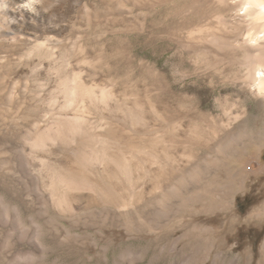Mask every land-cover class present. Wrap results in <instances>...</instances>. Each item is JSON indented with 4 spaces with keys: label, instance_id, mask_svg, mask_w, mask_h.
Returning <instances> with one entry per match:
<instances>
[{
    "label": "rangeland",
    "instance_id": "1",
    "mask_svg": "<svg viewBox=\"0 0 264 264\" xmlns=\"http://www.w3.org/2000/svg\"><path fill=\"white\" fill-rule=\"evenodd\" d=\"M20 3L25 4L0 0V93H4L0 105L10 100L9 91L17 82L13 104L18 100L30 104L35 96L39 102L31 104L42 108L51 92V85L43 80L48 64L60 63L66 52L70 67L84 54L100 55L104 70L110 69L108 74L118 80L120 91L127 88L138 90L142 97L145 94L141 98L150 111L154 198L143 214L156 219L167 215L160 216L162 224L156 229L140 225L142 213L123 216L116 223L117 232L105 230L106 236L98 234L99 226L86 232L81 225L63 222V227L60 221L52 230L42 215L36 221L46 230L43 239H64L67 228L69 238L77 234L79 240L88 241L102 242L115 233L120 242H135L136 249L161 235L186 239L194 226L200 227L203 240L208 237L206 228L212 227L214 254L237 256L242 264H264V100L240 88L239 78L246 70L239 63L242 51L236 45L244 41L247 31L245 18L238 12L240 1L50 0L44 6L43 0H30L27 12L18 11ZM43 37L52 38L44 49L50 56H30L31 46ZM214 38L230 47L217 46ZM40 60L45 62L42 67L37 65ZM35 64L39 68L34 71ZM226 113H238L242 119L223 129L220 125L227 121ZM244 120L246 125H239ZM0 124L1 133L4 125ZM165 125L169 129L163 144L156 138ZM241 131L252 135L251 139L228 144ZM163 146L168 160L164 173L156 163ZM103 177L115 189L126 186L109 174ZM31 214L27 210L23 214L30 230ZM132 220L143 231H129ZM66 246L51 247L48 262L97 264L104 256ZM120 251L106 255L113 262Z\"/></svg>",
    "mask_w": 264,
    "mask_h": 264
},
{
    "label": "bare ground",
    "instance_id": "2",
    "mask_svg": "<svg viewBox=\"0 0 264 264\" xmlns=\"http://www.w3.org/2000/svg\"><path fill=\"white\" fill-rule=\"evenodd\" d=\"M20 1L25 4L20 3L18 11L25 12L30 0L28 3L27 0ZM239 1L238 12L245 18L247 28L244 41L236 45L242 51L239 63L246 70L239 78L240 88L245 94L249 92L264 100V0ZM43 2L47 6L50 0ZM51 39H37L29 55L50 56L44 49ZM214 39L217 46L230 47L224 41ZM77 49L83 54V48ZM85 55L71 67L67 52L60 63L48 64L43 80L51 85V92L44 107L31 104L39 102L35 96L30 104L20 100L13 104L11 99L15 98L17 82L9 91L10 100L6 105L5 102L0 105V123L4 125L0 133V264H60L57 259L48 262L47 255L51 247L63 248L65 245L85 254L94 252L99 256L103 253L102 261L97 264H242L237 256L213 253L212 227L206 228L208 237L203 240L200 227L194 226L185 234L184 240L181 237L169 240L161 235L149 239L146 245H136V249L133 248L135 242H120L115 233L102 242L88 241L79 240L77 234L69 238L67 228L64 239L51 242L43 239L46 230H41L36 221L38 216H44L48 228H54L57 221L62 222L63 227V222L68 226L81 225L86 232L99 226L101 236L117 232L118 219L132 217L135 212L142 213L140 225L152 229L160 228L161 217H167L166 214H160L161 217L155 214L156 219L152 214H143L153 205L154 198V189L150 186L152 129L148 104L142 100L145 94L142 97L138 90L126 87L120 91L118 80L108 74L110 69L104 70L100 55ZM44 63L40 60L37 65L42 67ZM37 65H34V71L38 70ZM1 97L4 98V93H0ZM55 105L58 107L53 108ZM227 116V121L220 125L223 129L242 119L238 113ZM246 123L244 120L239 125ZM168 129L165 125V130L158 131L156 139L163 144ZM251 137L241 131L227 142L241 144ZM182 139L179 137V143ZM167 162L163 146L161 156L156 160L162 173ZM106 174L116 182L124 181L126 186L121 189L111 187L105 179L103 181ZM106 185L110 189L104 190ZM26 210L32 212L29 217L31 230L23 215ZM129 225V231H143L133 220ZM168 232L165 231L167 235L171 234ZM118 249L122 252L110 261L107 252ZM150 250L152 257L147 261Z\"/></svg>",
    "mask_w": 264,
    "mask_h": 264
}]
</instances>
